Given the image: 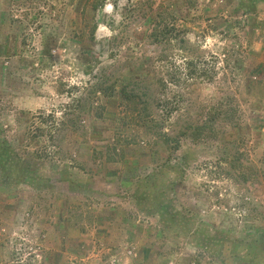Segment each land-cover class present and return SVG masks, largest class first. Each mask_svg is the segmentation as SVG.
Wrapping results in <instances>:
<instances>
[{
    "label": "rangeland",
    "instance_id": "374dc122",
    "mask_svg": "<svg viewBox=\"0 0 264 264\" xmlns=\"http://www.w3.org/2000/svg\"><path fill=\"white\" fill-rule=\"evenodd\" d=\"M0 137V264H264V0H0Z\"/></svg>",
    "mask_w": 264,
    "mask_h": 264
},
{
    "label": "trees",
    "instance_id": "16d2710c",
    "mask_svg": "<svg viewBox=\"0 0 264 264\" xmlns=\"http://www.w3.org/2000/svg\"><path fill=\"white\" fill-rule=\"evenodd\" d=\"M94 10H96V8H93ZM94 30V29H93ZM152 33L149 35V37L152 39V42H154V43H159L160 41H162V39H160L161 37H163V36H160V34H163L162 32H157V29H153L152 31H151ZM160 37V38H159ZM92 38H94V37H92ZM100 65V63H98V66ZM196 67V66H195ZM98 71H99V73H101L102 75L100 76V81H99V79L98 78H96L97 79V82L90 88L91 90H90V92H89V95L91 94H95V93H97V94H99V95H101V96H103V97H105V98H112L113 97V95H114V93H113V90H114V86H110V87H104L105 86V80L104 81H101V79L103 78V73H104V71H105V68L104 67H100L99 69H98ZM195 72V71H194ZM194 74V73H193ZM193 74L192 73H189L188 74V76H193ZM109 92H111V93H109ZM120 95H121V93H120ZM122 98L125 100V101H127L128 103H132L133 102V100H135L136 99V96L134 95V90L132 91V92H129V93H127V90H126V88H123V93H122ZM88 100H89V98H88ZM90 101V100H89ZM76 103L78 104V105H81L82 103H84L83 105H85V103H87V99H85L84 100V98H79V100L78 101H76ZM49 118H51V119H53V117L51 116V115H49ZM219 121V118H213V119H209V120H207L206 122H204L203 123V125H202V123L201 124H199V125H196L195 127H194V132L195 133H199V132H203L204 130H209V128L211 129V125L212 124H214V123H216V122H218ZM50 124H52V126L49 128L48 127V131H49V134L48 135H50V133H52V135H54L55 133L53 132V131H59V127L58 128H55L54 127V125H53V123L52 122H50ZM235 126V125H234ZM51 128H55L53 131H51ZM185 133H183L184 134V136L186 135V133L188 132V130H185L184 131ZM44 131L43 130H41L40 131V135L39 136H43L44 135ZM178 144V143H177ZM1 146H4V143L2 142V140H1V137H0V147Z\"/></svg>",
    "mask_w": 264,
    "mask_h": 264
}]
</instances>
